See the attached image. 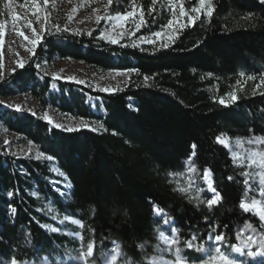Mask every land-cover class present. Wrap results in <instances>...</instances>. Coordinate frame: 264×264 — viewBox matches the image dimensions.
Returning a JSON list of instances; mask_svg holds the SVG:
<instances>
[{
	"label": "trees",
	"instance_id": "trees-1",
	"mask_svg": "<svg viewBox=\"0 0 264 264\" xmlns=\"http://www.w3.org/2000/svg\"><path fill=\"white\" fill-rule=\"evenodd\" d=\"M28 1L0 0V11ZM94 1L108 5L110 13L135 9L126 24L132 35L112 44L101 38L98 27L70 32L59 26L56 32L57 22H50L24 66L0 82L2 98L29 94L41 111L54 108L98 129L67 132L31 112L0 110V125L44 153L37 159L0 147V264L12 257L21 263L55 261L73 248L87 254L91 246L88 260L101 264L114 242L120 251L116 264H150L160 231L172 227L190 264L205 259L203 252L187 247L193 236V242L208 245L210 234H223L221 247L232 253L238 228L262 223L241 209L249 192L246 169L234 163L216 137L264 136V0H211L210 17L204 10L192 11L199 0ZM181 4L187 15H180ZM141 11L144 22L136 30ZM156 32L174 36L175 42L161 47L167 37L157 39ZM134 41L139 47L131 46ZM65 59L100 74L125 71L128 81L106 93L42 72ZM54 81L59 92L49 91ZM81 90L101 98L96 109ZM233 93L238 98L230 102ZM189 165L204 195V173L210 170L220 202L209 207L195 193L181 190ZM169 217L174 222L163 225Z\"/></svg>",
	"mask_w": 264,
	"mask_h": 264
},
{
	"label": "rangeland",
	"instance_id": "rangeland-1",
	"mask_svg": "<svg viewBox=\"0 0 264 264\" xmlns=\"http://www.w3.org/2000/svg\"><path fill=\"white\" fill-rule=\"evenodd\" d=\"M209 3L211 4V0H204V5L202 6L199 0L198 8H203V10L206 11V7ZM13 14L20 18L17 20L15 26L13 25L12 20ZM117 14L126 13H110L108 5L97 3L94 0H47V4H45V0H38V8L35 4L32 3V0H29L28 2L22 4L9 3L5 5L3 11H0V24L5 25L3 29V35H0V82L4 80L7 75L13 72L17 67H20L19 64L22 63L24 65L28 61L30 56L33 55L35 47L41 41L42 35L44 34L45 29L50 22L56 21L57 24L55 25V27L62 26L64 30L70 32L91 31L98 27L102 32L114 34L115 32L121 30L119 24L116 21L110 19L111 17H115ZM37 15L40 16L39 20H37ZM45 17H47V19H45ZM98 17L101 18L99 19V22L97 19ZM127 22L124 23V29H126ZM29 23H31L32 25L31 28L27 26ZM114 25L116 26L114 27ZM33 29L35 30V35H33ZM18 31H22L24 33V36L28 37V39L26 40L23 36L18 35ZM32 40L37 41L35 46L30 42ZM41 70L47 75H50L52 77L55 76V80L84 85L96 91H101V89L104 88L113 90L109 92L103 91L106 93L116 92L117 89L122 88L128 81V73H126L125 71H111L108 74H100L84 63L75 61L73 59L59 60L52 66L50 65L46 68L42 67ZM69 77H72L73 79H68ZM79 81H84V83H79ZM53 85H55V87H53ZM49 91H60L57 81L51 83ZM85 95L86 102L91 104V107L93 109H96V105L98 102H102L100 97L91 95L88 92H86ZM7 105H12L13 107H7ZM16 105H19L22 109L18 112H35V116L41 117H44L45 113H47V115L51 118V125L63 124L67 127H77V125H79L81 121V119L79 118L66 116L56 111V109L54 108H49L45 111H41L39 109L37 101L34 100L29 94H21L9 98L0 97V110H14V107ZM254 137H260L262 141H264V136L243 138L241 140L244 143L241 147L238 148L235 145V141L236 139L240 138H227L228 146L226 147L230 150L231 153L233 151H238L241 153L242 157L245 159V163L242 166L246 169V172L250 173V176L247 177V179H249L248 190L249 188H251V191L248 192L246 198L243 201L251 204L253 200H258L261 202V204H264V195H260V189L264 186L259 183L258 176V173L261 171V169L257 165H253L251 167L248 166L247 155L250 152H264V142L260 144L247 143L249 139H252ZM6 141L8 142L7 144L5 143ZM0 147H3L8 153L21 156H27L30 154L36 155L37 153V149L33 144L23 141L21 137L7 131L2 125H0ZM192 167L193 166L189 165V169ZM189 169L187 175H185L184 177V180L186 182V187L189 188V191L196 194V192L198 191L196 189L197 184L193 180L192 172H189ZM205 182L207 184L206 180ZM64 186L66 188H69V184L66 182H64ZM199 193V197L201 198V200L206 203L207 200L212 199L214 195L211 191L208 190V188L206 195L201 194L200 190ZM258 210L259 208H257V211L255 212L251 210L248 212L259 219ZM61 221L64 222V220H60L59 222L62 223ZM69 221L73 222L75 220L69 218ZM260 222L262 224L259 225L258 228L252 225V229H247L245 228L246 224L240 226L238 228L237 234L243 231L244 237L251 235L255 238H259L261 235H264V221L260 220ZM75 224L80 223L78 222ZM168 225H170V223ZM57 230L63 231L61 229ZM163 231L165 232V235L170 239L173 238L172 231ZM67 234L74 236L70 232H67ZM177 234L178 232L176 233V239H178ZM76 238H79V236L77 235ZM193 244L199 245L195 242H193ZM204 246L207 247V243L204 244ZM219 246L221 247V245ZM177 248L180 249L179 255L180 258L184 261V264H190L187 262L183 254L182 247L179 245V243L173 245L171 249H169V247L165 245L161 240L156 253L149 258V263L165 264V262H168V264H176ZM193 248L196 250V247ZM221 250L225 254H228L231 259H235L237 264H254V262H256V260H252L246 255L247 250H245V255L243 256L238 253H227L222 249V247ZM252 250L255 251L256 249L253 248ZM93 254V247L88 250L87 254H85L79 248H73L70 250L66 257L58 258L55 261L44 259L41 262H19V264H95L88 260V257L93 256ZM119 257V247L114 244L103 257L101 264H116ZM206 259L207 256L205 255L204 261ZM257 259L260 261H264V258ZM204 261L199 264H204ZM7 264H10V261Z\"/></svg>",
	"mask_w": 264,
	"mask_h": 264
},
{
	"label": "snow or ice",
	"instance_id": "snow-or-ice-1",
	"mask_svg": "<svg viewBox=\"0 0 264 264\" xmlns=\"http://www.w3.org/2000/svg\"><path fill=\"white\" fill-rule=\"evenodd\" d=\"M32 3L35 4L38 8V0H32ZM109 3L111 4L112 3V0H109ZM200 3L201 5L203 6L204 5V0H200ZM45 4H47V0H45ZM203 8H193L192 11L193 12H197L199 13L200 11H202ZM212 7H211V4L209 3L206 7V14L210 17L212 15ZM187 10L184 9L183 5L181 4L180 6V15L181 16H184V15H187ZM136 15V12H135V9L133 11H130V12H127L126 14H117L115 17H111L110 19L116 21L119 26H120V31L118 32H115L114 34L112 33H106V32H102L100 34L101 38L102 39H106L108 42L112 43V44H117L120 42V39H122L124 36H131L132 33L128 32L126 29H124V23L127 22L128 18H131V17H134ZM139 15L141 16V22L140 23H136L135 24V29L136 30H139L142 23L144 22L143 21V12L141 11L139 13ZM176 13L175 11H173V16H175ZM197 19L199 18V16L196 17ZM20 19L19 17H17L15 14H13L12 16V20H13V25L15 26L17 20ZM40 19V16L37 15V20ZM45 19H47V17H45ZM98 19V22H99V19H101L100 17L97 18ZM192 22V18L189 17V23ZM174 23L173 20H169V29L170 31H174L173 29H171V25ZM28 27H32L31 23H29L27 25ZM116 25H114L115 27ZM5 25L3 24H0V35H3V29H4ZM55 27V26H54ZM178 27H182V25H178ZM43 30V29H42ZM56 32H60V29L58 27H56ZM18 35L20 36H23L24 39H28V37L24 36V33L22 31H18L17 32ZM91 34V33H89ZM33 35H35V30L33 29ZM157 39H164L165 36L167 37L166 39V42L162 43L161 44V47L163 48H167L171 45V43H174L175 42V38L174 36H171V35H168V34H162L161 32H156L153 34ZM141 41H144L145 38L144 37H141L140 38ZM34 46L36 44V40H32L30 41ZM155 40H152V39H147V43H151V44H155ZM132 47H139V44L137 42H133ZM20 67H23L24 65L21 63L19 64ZM37 67H39V65H37ZM118 74H122V73H118ZM243 75V74H242ZM54 79L56 78L55 76L53 77ZM250 79H253V77H249ZM68 79H73L72 77H69ZM148 80V77H145V81ZM79 83H84V81H79ZM262 83H264V80H262ZM53 87H55V85H53ZM101 91H106V92H109V91H113L112 89H108V88H104V89H101ZM238 97L235 95V93H233L231 95V98H230V102H234ZM220 102L222 104L226 103L223 99L220 100ZM7 107H13L12 105H7ZM14 110L16 111H21V107L19 105H16L14 107ZM32 115H35V112H31ZM44 120H46L47 122H49L50 124L52 123L51 121V118L47 115V113H45L44 117H43ZM53 127L55 128H59V129H62L64 131H67V132H73V131H78L80 130L81 128H90L92 131H97L98 129L95 128V127H91V125L85 121V120H81L80 121V124L77 125V127H67L63 124H54ZM100 128H103V125L101 124L99 126ZM115 134V133H113ZM216 140L219 144L221 145H225V146H228V140L226 137H223V136H217L216 137ZM264 141H262V139L260 137H254L252 139H249L247 141L248 144H260ZM6 144L8 143L7 141L5 142ZM243 141L241 139H236L235 141V145L239 148L243 145ZM193 149H195V145L193 144ZM193 155H195V152L193 151ZM44 156V153L42 152H37L36 153V158L39 159L41 157ZM231 156L233 158V161L234 163H238L239 165H244L245 163V159L242 157L241 153L238 152V151H233L231 153ZM48 159H52V157H47ZM247 159H248V166L251 167L253 165H257L261 171L258 173V176H259V183L264 186V152H261V151H252L250 152L248 155H247ZM195 171V168L192 167L189 169V172H193ZM61 176L64 175V173L60 172L59 173ZM246 179L244 180V183L245 185H248L249 184V179H247V177L250 176V173L248 172H245L243 174ZM205 180L207 181V188L209 191H211L214 195L212 197V199H209L207 200V205L209 207H212L213 205L217 204L218 202H220L222 200V197H221V194L219 191L216 190L215 187H213V182L211 181L210 179V170H205ZM229 179H232L231 177H229ZM182 191L184 192H189V188H182L181 189ZM249 191H251V188H249ZM199 190L196 192V195L197 197H199ZM12 193H9V196H11ZM260 195H264V187H261L260 189ZM202 202V201H201ZM240 207L241 209H243L245 212H248V211H257V208H259L258 210V215H259V219L261 221H264V204H261L260 201L258 200H253L251 202V204L245 202V201H241V204H240ZM12 211L15 212V208H12ZM154 211L157 213V215L159 216L163 210L160 209V208H155ZM69 217L65 216L64 217V220H68ZM172 218H165L163 219V225H168L170 223V220ZM63 223V221H61ZM74 223H78V221H73ZM45 228H48L50 227L49 225H45L44 226ZM252 224L251 223H248L245 225V228L247 229H252ZM57 229L56 228H52V231H56ZM172 231V237L173 238H169L168 236L165 235V232L164 231H160V240L169 247V249H171V247L173 245H176L179 243L178 239H176V233L178 232V229L176 228H172L171 229ZM216 231L215 228L212 229V232L214 233ZM237 240L239 241V243L237 245H232L231 246V250H232V253H238L240 254L241 256L245 255V250L246 251V255L251 258L252 260H257V258H264V235H261L259 238H255L251 235L249 236H246L244 237L243 236V231H241V233H238L237 234ZM224 236L223 234H220V235H215V236H212L211 234L209 235L208 237V246L205 247L203 244H200V245H194L193 244V241L196 240V237L193 236L191 240H189L187 242V247L188 248H192V247H196V250L197 251H201L203 252L206 256H207V259L204 261V264H237L236 260L235 259H231L229 257L228 254H225L224 252H222L221 250V247L219 246L220 243L222 241H224ZM117 247H119L117 245ZM255 248L256 250L253 251L252 249ZM176 253H177V259H176V264H184V261L180 258V249L177 248L176 249ZM10 264H19V262L14 258H10ZM165 264H168V262H165Z\"/></svg>",
	"mask_w": 264,
	"mask_h": 264
},
{
	"label": "bare ground",
	"instance_id": "bare-ground-1",
	"mask_svg": "<svg viewBox=\"0 0 264 264\" xmlns=\"http://www.w3.org/2000/svg\"><path fill=\"white\" fill-rule=\"evenodd\" d=\"M210 179H211V176H210ZM211 181H212V179H211Z\"/></svg>",
	"mask_w": 264,
	"mask_h": 264
}]
</instances>
